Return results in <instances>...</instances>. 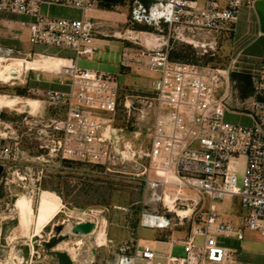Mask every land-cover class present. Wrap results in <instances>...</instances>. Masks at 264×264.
I'll list each match as a JSON object with an SVG mask.
<instances>
[{
    "label": "built area",
    "instance_id": "1",
    "mask_svg": "<svg viewBox=\"0 0 264 264\" xmlns=\"http://www.w3.org/2000/svg\"><path fill=\"white\" fill-rule=\"evenodd\" d=\"M50 5L78 9L81 16H52L43 10ZM93 6L94 0H0V15L21 16L9 22L20 25L30 44L44 46L36 55L45 52L66 60L60 69L45 70L66 76L57 81L66 89L43 90L42 100L63 109L45 120L28 121L24 116L23 122L29 130L39 125L36 132L44 136L40 146L59 161H82L112 171L118 160L144 158L136 174L145 175L149 196L139 225L168 230V238L183 251L167 255L166 264H228L231 249L223 238L241 240L243 229L264 234V52L256 66L237 40L230 62L222 68L172 60L169 51L176 41L202 51L213 49L216 34L233 35L241 7L253 8L254 0H131L130 25L146 28L128 26L120 31L92 21L87 11ZM101 35L127 40L122 46L125 66L142 63L158 72L152 91L128 89L110 73L76 64L78 57L92 56L94 41ZM65 51L73 57L64 56ZM13 53L14 48L0 45V69L16 58ZM30 70H34V80H40L43 69L24 66L7 81L26 76ZM233 72L250 76L251 95L238 96L232 86ZM121 104L128 115L133 110L137 120H146V142L138 148L124 137L126 126L113 124ZM240 108L243 112L237 111ZM227 113L247 117L250 123L231 122ZM132 132L138 136L141 128ZM23 152L13 122L0 117V164L4 168L0 181L8 180L7 163L20 160ZM241 156L244 164L239 177L230 163ZM226 196L247 209L238 226L222 220L216 208V202ZM178 209L188 213L179 214ZM89 220L96 229L97 222ZM133 240H123L114 260L103 264H159L152 244ZM26 264H31L30 259Z\"/></svg>",
    "mask_w": 264,
    "mask_h": 264
},
{
    "label": "rangeland",
    "instance_id": "2",
    "mask_svg": "<svg viewBox=\"0 0 264 264\" xmlns=\"http://www.w3.org/2000/svg\"><path fill=\"white\" fill-rule=\"evenodd\" d=\"M43 10H45V6ZM128 26L146 28L142 25H130V23ZM122 27L124 26L121 25L118 28L122 29ZM232 38V33H218L216 34V45L213 49L209 48L207 51H202V49L195 47L199 54H204L203 57L198 59V63L226 67L234 53L231 48ZM100 39L91 57L83 55L77 58L78 65L110 73L119 85L128 89L138 92L153 90L154 84L159 78L158 72L150 70L142 63L124 65L122 46L127 44V40L111 36L100 37ZM0 45L14 48L13 55L16 56L15 59L22 61V68L24 66L26 68L31 66L33 68L41 67L39 59L36 58L39 56L34 52L41 51L44 46L42 44H30L27 41L26 33L19 24L0 18ZM49 51L52 52L54 49H49ZM207 52H210V54ZM44 54L47 53L44 52ZM14 60H8L4 64ZM61 63H66V61ZM41 69L43 70H39L40 86H45V82L53 83L60 78L66 79L64 75L61 76L54 73V71ZM34 77V70H30L26 76L21 75L18 79L0 81V95L6 94L23 99L31 98L35 101L33 108H30L26 103H24V106L22 103H17L9 107H0V117L13 122L24 151L20 160L7 163L8 180L6 182L4 179L0 181V264L11 262V255H25L24 245L29 246L31 264H51L55 259L52 255L46 254L41 241L47 239L48 234L52 231L53 224L62 221L69 224L72 221L91 219L97 222L95 231L102 228L106 234V245L102 246H95L94 241L89 242V239H86L85 245L82 244L80 248L78 245H74L73 242L68 245L59 244L58 247H61L59 249L65 247L68 252L71 246H75L73 252L75 264H84L85 261L90 259H93L94 264H103L104 260L113 261L119 252L118 246L120 243L123 240L128 241L130 237L134 238V243L137 238L152 240L156 232L155 228L139 225L141 210L146 206L145 203L149 196L145 175L136 174L140 172V163L144 162V158L135 156L127 160H118L112 166L114 169L112 171H104V167L100 166L99 169L96 168L92 171L79 165L76 168L71 167L77 165H66L63 160L59 161L57 157L48 156L46 154L48 149L40 146L44 144V136L41 135L40 138V135L36 132L39 125L33 124V127L29 130L28 124L23 122V117L26 116L25 120L28 121L45 120L53 116L56 110H62L63 108L42 101L45 100L44 91L31 89L35 82ZM20 90H22L21 93ZM8 100L7 97H0L2 105L9 102ZM237 111L243 112V109L240 108ZM3 114L6 117H3ZM226 118L234 123L239 121L243 124L248 123L239 114H226ZM145 121L137 120L133 110L128 115L125 107L121 104L118 107L113 124L115 126H126L124 137L134 147L138 148L140 144L146 142L143 135ZM139 127L141 128V134L134 136L132 130H138ZM243 164L244 157L242 156L238 162L232 161L230 163L239 177L242 174ZM57 174L65 177L55 176ZM69 174L70 176H68ZM18 176H25V178L20 179ZM63 180H67V183ZM45 186L55 188L63 195V199L56 192L43 189ZM216 208L224 213L235 211L246 213L247 211L246 208L241 206L240 202L231 196H226L224 199L217 201ZM28 209L34 213V217H30L33 223L31 237H25L21 233L28 216H31V211L29 212ZM69 227L70 225H66L65 231H68ZM94 232L88 234L89 237L92 236V240H94ZM86 236L72 235L71 241L76 238H86ZM31 246L33 247L32 255ZM92 246L95 247L94 253L91 249ZM173 252L178 255L182 254V247H175ZM156 260L163 263L164 257H158Z\"/></svg>",
    "mask_w": 264,
    "mask_h": 264
},
{
    "label": "crops",
    "instance_id": "3",
    "mask_svg": "<svg viewBox=\"0 0 264 264\" xmlns=\"http://www.w3.org/2000/svg\"><path fill=\"white\" fill-rule=\"evenodd\" d=\"M130 6H131V0H94V6L88 11L87 16H89V18L91 17L90 19L92 21L99 22L108 29H114L115 31L116 30L120 31L121 29L118 27L122 25L124 26L122 27L123 29L129 25L128 19H129ZM45 12H47L52 16H59V17L79 18L81 16V12L78 9L59 6V5L45 6ZM0 18L1 19L4 18L7 21H9V20H17L22 17L11 14H2L0 15ZM100 37L103 38L109 36L101 35L96 37L94 41L95 46H97L99 40H101ZM111 37L117 38L115 36H111ZM237 40L238 43H240L239 47H242L243 53L246 56L252 57L253 60L255 61V65L258 66L259 65L258 57L262 54V52H264V0H254L253 8H249L246 6L241 7L239 11L238 20L236 22V30L235 33L233 34L232 43H231V48L233 49V51H235V48L237 46V44H235V41ZM64 56L69 58V57H73V54L70 51H65ZM61 62L62 61H45V66L42 65L41 67H35V68H40V69L44 68L45 70H56V69H60L56 67H58L61 64ZM76 64H77V60H76ZM39 83H41V81L35 80L34 84L31 86V89L34 88L40 90L66 89L65 85L59 84L58 82H53V83L45 82V86H40ZM227 114H236V113H227ZM244 118L249 124L250 120L247 117ZM238 160H241V157H239ZM219 212L221 213L222 220L230 222L236 226L241 224V221L245 214L242 212L238 213L237 211L224 213L219 210ZM155 230L156 232L152 240H148L145 238H143V240L149 242L154 246L157 254V258L164 257L163 263H161L160 260H157L159 261V264H166L167 255L176 254L173 252L174 248L179 247L180 245L173 243L168 238V233H169L168 230H162L156 228ZM222 240L224 245H226L231 249L230 260L228 264H237L240 261L264 263V234H262L260 230L243 229V238L241 240H238L235 237L223 238ZM72 241L61 242L60 244L68 245L69 243H72ZM63 248L65 249V247H62V249ZM51 264H57V263L55 260H53Z\"/></svg>",
    "mask_w": 264,
    "mask_h": 264
},
{
    "label": "bare ground",
    "instance_id": "4",
    "mask_svg": "<svg viewBox=\"0 0 264 264\" xmlns=\"http://www.w3.org/2000/svg\"><path fill=\"white\" fill-rule=\"evenodd\" d=\"M36 58L39 59V64L41 66L45 64V61H62V62L66 61L65 59H63L61 57H55V56H52V55H45V54L40 55L39 57H36ZM65 65H66L65 63H61L56 68H61V67L65 66ZM31 67H33V66H31ZM21 70H22V61L20 59H15L13 62L6 63L5 65H3L1 67V69H0V79L8 80L10 77H12V76H14L16 74L19 75ZM0 97L1 98H6V97L9 98V100H8L9 102H7L5 105H2V102L0 101V107H2V106L9 107L10 105L17 104V103H22L23 106H24V103H26L28 106H30V108H33V106L35 105V101L33 99H31V98L23 99V98H19V97L8 96L6 94H1ZM28 211L29 212L31 211V216H28V219H27V221L25 223V226L21 230L22 235L25 236V237H31L32 224H33L32 223V218L34 217V213L32 212V210L28 209ZM177 211H178L179 214L188 213V210H180L179 209ZM30 217H32V218L30 219ZM92 233H90V234H92ZM83 236H85V235H83ZM88 237L89 236L87 235L86 238H84V237L77 238L76 239V243H74V245L76 244L80 248V246L82 244H84L85 240L88 239ZM93 241H94V243L96 245H102L105 242L104 229L101 228V229L96 230L94 232V240ZM74 250H75V246H71L69 253H70L72 258H74V254H73ZM21 262H22V257L21 256L11 255V262L10 263L18 264V263H21ZM10 263L9 262L8 263L5 262V263H2V264H10Z\"/></svg>",
    "mask_w": 264,
    "mask_h": 264
},
{
    "label": "water",
    "instance_id": "5",
    "mask_svg": "<svg viewBox=\"0 0 264 264\" xmlns=\"http://www.w3.org/2000/svg\"><path fill=\"white\" fill-rule=\"evenodd\" d=\"M129 152V150L127 151ZM3 165L0 164V176L3 173ZM66 225H70L69 230L65 231ZM95 230V223L90 220L86 221H72L69 224H66L64 221L57 222L52 226V231L47 237V239L42 240L41 244L43 245L46 254L52 255L57 264H75L74 259L71 257L69 252L65 249H59L58 245L61 242L71 241L72 235H88ZM89 241L92 242V236H90ZM25 255L22 257V262L18 264H26V261L29 259V247L24 245ZM92 252L94 253L95 247H91ZM12 264V263H10Z\"/></svg>",
    "mask_w": 264,
    "mask_h": 264
},
{
    "label": "trees",
    "instance_id": "6",
    "mask_svg": "<svg viewBox=\"0 0 264 264\" xmlns=\"http://www.w3.org/2000/svg\"><path fill=\"white\" fill-rule=\"evenodd\" d=\"M207 53L210 54V52H207ZM203 56H204V54H199L197 52L196 48L193 47L192 45L184 43V42H178V41L174 42L172 48L169 51V57L172 60H180V61L196 63V64H201V65H210L208 63H198V59L200 57H203ZM207 59H208V56H207ZM231 81H232L233 88L237 91L238 96L240 98H245V97H247L253 93V87H252L251 79L247 73L233 72V73H231ZM21 92H22V90H20V93ZM3 117H6V115L3 114ZM63 161L65 162L66 165L67 164L68 165L69 164H76L77 166H71L74 168L78 167V165H79V166H82L83 168H88L92 171L96 168L99 169L98 165L91 164V163L69 160V159H65ZM55 176L65 177L64 175H61V174H57ZM68 176H70V174ZM63 181L65 183H67V180H63ZM43 189L52 190V191L56 192L63 199V195H61V193L59 191H57L55 188H50L48 186H45V188H43Z\"/></svg>",
    "mask_w": 264,
    "mask_h": 264
}]
</instances>
